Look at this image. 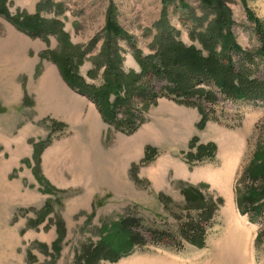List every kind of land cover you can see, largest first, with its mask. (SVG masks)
<instances>
[{
    "label": "rangeland",
    "instance_id": "1",
    "mask_svg": "<svg viewBox=\"0 0 264 264\" xmlns=\"http://www.w3.org/2000/svg\"><path fill=\"white\" fill-rule=\"evenodd\" d=\"M223 7L0 0V264H264V98L228 97L208 80L195 84L204 97L191 96L192 104L168 94L144 105L134 95L115 110L120 122L143 109L141 125L125 133L85 95L65 90V74L80 81L75 73L86 90L103 88L108 48L119 49L112 91L125 98L130 72L155 63L171 42L207 57L200 36L208 27L215 53L228 35L243 49L258 47L248 11L264 23V0ZM110 21L123 32L111 34L114 43ZM41 27L43 37L31 35ZM230 55L237 66L240 54ZM249 69L262 78L264 59ZM137 84L146 95L175 86L147 74ZM192 219L205 229L203 242L181 232ZM127 230L139 245H129Z\"/></svg>",
    "mask_w": 264,
    "mask_h": 264
},
{
    "label": "trees",
    "instance_id": "2",
    "mask_svg": "<svg viewBox=\"0 0 264 264\" xmlns=\"http://www.w3.org/2000/svg\"><path fill=\"white\" fill-rule=\"evenodd\" d=\"M171 1V0H165ZM200 4L210 11L214 9L223 10V4L229 2L230 0H199ZM186 7L184 2H180ZM248 16L252 22H255V33L258 36L260 45L253 49H243L234 39L230 38L228 35L225 38L224 43L222 42L221 52L215 53L216 47L219 45L218 36L214 33V27H208L204 33L200 36V40L204 42L209 48V54L207 57L201 58L195 56V59L191 57L193 55L190 49L182 50L183 46L176 45L174 42L170 43L169 51L163 53L159 58L155 60V63H145L143 64V69L140 73H132L129 75L128 84H127V97L120 98L116 92L112 91L114 86L121 82L120 76L122 71L120 70L122 58L119 57V49L115 48L113 50L109 49L107 54V67L103 72L104 74V84L103 88L94 87L93 91H88L85 84H83V79L81 75L75 76L80 79L79 82L74 81L72 78L68 77L65 74V82L72 89L78 90L80 93L86 95L90 100L94 102L97 106L102 118L104 121L109 124H113L117 130L123 131L125 133L133 132L141 123L143 122V109L139 108L137 114L130 113L128 118L124 120L116 121L115 110L120 106H129L132 103L134 95H142V100H144V105H147L149 102H154L158 96L161 95H170L171 98L179 100L180 102H185L187 104H192L193 101L189 100L191 96L197 95L196 101L199 100L198 97H204L201 91H194V86L201 80H208L212 82L220 92L224 93L228 97L246 99V98H264V75L260 79L251 78V72L249 65L255 63L256 58L264 59V23L262 20L258 19L253 15L252 12L248 11ZM228 20L227 16H219V19L215 22L216 26L219 27ZM32 29V28H31ZM39 28L36 31H33L31 35L43 37L45 31L40 30ZM166 31L167 27H163ZM34 30V29H32ZM107 42L112 41L113 34L115 37L122 36V30L115 24L110 21L107 25ZM220 31V30H219ZM54 32L52 30L49 31ZM219 34V33H218ZM114 43V40H113ZM174 46V47H173ZM205 46V47H206ZM173 47V48H172ZM181 47V48H179ZM236 52L240 54V62L236 66L231 61L230 52ZM190 52V53H189ZM248 63L245 65V63ZM178 67L179 72L170 70V72H165L158 67ZM153 75L154 77H165L169 80L175 82V86L172 88H167L165 91L161 89L152 91L148 95L145 87L137 84V81L140 80V77L143 75ZM176 79V80H173ZM77 85H80L79 88ZM198 94H197V93ZM110 93H115V98L110 101ZM168 95V96H169ZM206 97V96H205ZM180 98L182 100H180ZM207 98H210L207 96ZM213 100V99H212ZM211 100V101H212ZM264 166V164H262ZM208 216L201 218L207 220ZM204 227H201L200 224H197L193 221L186 223L184 227L181 228L182 234L192 239L193 241L199 240L203 242L204 236ZM156 231L158 237L163 238L165 235L164 232ZM125 235L131 240L129 245H139L141 242V237L139 234L133 235L128 230L125 232ZM162 235V236H161Z\"/></svg>",
    "mask_w": 264,
    "mask_h": 264
},
{
    "label": "bare ground",
    "instance_id": "3",
    "mask_svg": "<svg viewBox=\"0 0 264 264\" xmlns=\"http://www.w3.org/2000/svg\"><path fill=\"white\" fill-rule=\"evenodd\" d=\"M233 215V214H232ZM245 223V222H244ZM245 225V224H244ZM238 228H240V226H237ZM251 227H253V225L251 226ZM242 228V227H241ZM251 229V228H250ZM242 231L244 232V234H245V237H246V239H247V236H248V230L247 229H244V228H242Z\"/></svg>",
    "mask_w": 264,
    "mask_h": 264
},
{
    "label": "crops",
    "instance_id": "4",
    "mask_svg": "<svg viewBox=\"0 0 264 264\" xmlns=\"http://www.w3.org/2000/svg\"><path fill=\"white\" fill-rule=\"evenodd\" d=\"M63 81V80H62ZM65 90L66 91H70L71 92V90H70V88H69V86L67 85V83L65 82ZM73 93V92H72ZM85 98V97H84Z\"/></svg>",
    "mask_w": 264,
    "mask_h": 264
}]
</instances>
